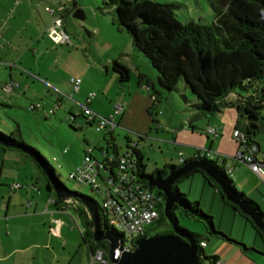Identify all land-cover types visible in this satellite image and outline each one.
<instances>
[{"label": "crops", "instance_id": "1", "mask_svg": "<svg viewBox=\"0 0 264 264\" xmlns=\"http://www.w3.org/2000/svg\"><path fill=\"white\" fill-rule=\"evenodd\" d=\"M73 1L67 0V2ZM57 4V6H54L46 3L42 7L40 0H0V106L11 108L15 106V103L26 104V101H30L34 108L30 109L29 106L28 109L41 108L43 109L42 113H46V106L54 104L58 107L62 102V98L66 97L62 92L67 93L70 89L69 81L64 77L57 79L54 74L56 71L51 70L53 67L48 66L42 72L39 67L34 69L32 64L27 66V63L24 62L29 50H39L40 42H38V38L39 36L41 38L46 37L45 31L52 16L60 14L63 18L67 5L61 1ZM47 6L51 8L49 11L45 9ZM80 12L82 14V11ZM113 20V23H115V19ZM63 23L65 29L68 30L64 18ZM92 24V32L88 35L93 39L100 38L106 42L107 39L111 41L112 36L114 38L117 36L115 34L117 32L113 31L114 26L103 19H100V21L96 19ZM119 31L122 33V30ZM46 39L48 40L47 37ZM86 42L88 43V41ZM86 42L83 43L85 46ZM42 44L45 45V40ZM88 48V50H92L93 46L91 48L90 45ZM132 48L133 50L130 53L114 48V52L111 51L104 59L98 57L95 53L88 57L84 56L91 63L85 60V69L80 73L72 74V76L82 78L80 89L74 91L78 94V100H85L84 103L89 111V108L98 110V113L103 116H109L113 112L114 102H123V112L114 117L116 127L125 128L126 131H129L128 134L137 135L138 140H132V137L127 136V143L130 145L134 143L135 147L142 153L143 158L144 154L139 147L140 144H138L140 141L144 142L146 139L149 142L151 140L164 141L165 143L170 142L177 148L179 162L180 159L195 158L198 150L208 152L209 159L220 163L223 168L226 166L231 168L229 175L233 179L235 187L240 181L239 172L247 171L252 174L253 179L261 181V183L254 182L255 185L251 190V194L244 191L243 193L254 200L264 213L263 181L243 161L234 157L239 147L238 142L232 136L239 119L236 106L227 105L221 111L213 114L192 111L186 114V122L183 121L184 119H181L180 115L173 112L172 103L174 102H167L169 97L156 87L153 79L146 74L145 70L140 68L138 63H134L137 87H133L132 77H130L128 84L122 86L118 84L117 76L113 74V61L115 59L119 60L129 69L130 73V62H132L130 55L133 54L136 58L140 56L139 52L134 50L133 45ZM56 52L61 57L63 54L69 55L71 51L59 50ZM136 58L135 60L138 62L139 59ZM88 74H92L93 79L87 80ZM152 74L154 75V72ZM147 83L151 84L153 91L158 94L155 101L150 95L153 91L150 90L149 92L147 89ZM141 87H144L147 91L149 98L143 94V90L139 89ZM91 88H94L97 93L99 92V95L95 94L94 97L89 98L88 93L92 91ZM228 99V101L235 102L236 95H231ZM37 100L39 101L36 104H32ZM163 100L167 102L171 110H166V104L161 103ZM103 101L106 102L107 107L103 106ZM78 106L80 107L79 113L72 115V119L83 114V112L85 114L84 107ZM94 106H96V109ZM136 107H138L139 113H142L143 110L148 111L150 120L143 118V123L137 121L138 117L133 113V109ZM166 112L168 113L165 115L164 123L166 127H169V133L172 137H169L170 134L167 133V136L162 138L158 134L159 129L164 127V123L160 120L159 115L164 116ZM85 120L89 125L93 124L88 114ZM153 123H156V128L152 127ZM208 127H213L215 132L208 133ZM107 133H109L111 143L116 145L112 132L107 130ZM166 138L171 139L167 141ZM255 140L259 146L257 158L262 163L264 171V139L263 142L261 140L259 142L255 137ZM128 149L129 145L125 151ZM9 151L11 150L0 148V264H73L72 261L75 256H72V258L70 256L76 250L70 236L75 227L78 231L79 228H86V221L89 218L84 214L86 207L80 202H70L72 204H66L65 201L55 203L54 195L49 189L46 188V191H44L40 186L41 178H37L36 173L38 172L33 174L32 168L34 166L31 162L22 158L20 154ZM166 164L170 163L165 161L162 166L157 165L155 168H162ZM27 166L31 167L33 175H27V171L23 169ZM198 174L202 175L201 173ZM201 177L208 187L211 186L214 189L211 191L210 200L216 210L214 212L220 215L222 220L226 219L238 224L244 234L245 232L246 234L250 233L247 228L249 222L229 204L223 202L217 187L207 181L203 175ZM44 183L46 187L47 181H44ZM14 184L19 186L12 187ZM253 194L258 199L252 197ZM210 213L213 214L212 211ZM217 229L229 237L231 236L222 223ZM254 233V239H252L250 246L256 248L255 253L261 259H264V243L258 234ZM79 235L82 239L80 231ZM212 238L213 241L208 245L205 241L204 246L209 247L210 253L205 258H208L212 264L217 259L224 264H264V260L257 259L252 253L243 252L238 244L215 237ZM241 240L243 241V239ZM243 244L249 246L246 243ZM79 245L82 246L80 255L85 261L77 264H88L90 254L88 246L83 239Z\"/></svg>", "mask_w": 264, "mask_h": 264}, {"label": "trees", "instance_id": "2", "mask_svg": "<svg viewBox=\"0 0 264 264\" xmlns=\"http://www.w3.org/2000/svg\"><path fill=\"white\" fill-rule=\"evenodd\" d=\"M207 2L213 11V20L210 23L193 20L183 23L175 13V9L180 6L177 2L104 0V4L114 7L119 29L126 30L132 39L133 47L156 69L157 81L164 94L170 96V93L178 92L186 104L192 102L190 105L192 111L204 114H213L227 105H235L239 115L236 128L245 134L247 141L257 144L255 137L264 131L262 115L264 86L257 85V82L264 77V0H207ZM112 69L117 76L118 84L125 85L129 80V69L117 59L113 61ZM146 86L149 92L153 91L151 84L147 83ZM184 89H188L194 99H188ZM150 95L153 101L158 98L157 92L153 91ZM231 95H236L235 102L228 101ZM107 145L111 146L114 152H118L117 146L112 144L111 140H108ZM0 148L24 151V154L30 157L43 173L45 170L52 172L63 194L57 196L55 192V203L65 201L66 204H72L70 202L84 204L86 207L84 214L89 218L83 233L80 232L82 239L86 242L90 253L102 249L105 257L108 258L109 242L106 239L98 241L93 239L94 219L88 206L89 204L92 207L95 220L102 232H114L106 222L107 212L101 204L89 196L68 190L47 160L35 147L25 144L22 138L16 139L12 133L5 135L0 132ZM132 152L135 157L136 180L161 197V202L158 204V218L147 227L146 232L161 233L159 230L163 225H168V229L162 233L173 232L163 211L164 194L148 185L151 176L155 173L166 175L168 170L192 159H203L226 175L233 190L249 202L264 220V213L258 204L242 191H238L229 173L213 159L196 156L183 159L178 165L170 163L161 169L156 168L153 172L146 173L142 153L136 147L132 148ZM195 173H201L207 181L219 189L216 182L203 170L192 169L173 184V188L186 205L183 208L173 204L171 208L173 218L177 220L175 210L181 209L184 213L201 219L210 236L234 242L243 252L252 253L254 247L246 246L218 230L213 224L212 216L200 208L198 201L188 200L186 194L179 191L177 183L182 178ZM46 188L49 190L51 188L48 180ZM219 194L223 202L238 211L251 224L264 243V234L253 221L235 204L228 201L220 189ZM176 224L180 232L194 238L200 260L207 257L200 245L201 242H205L204 239L197 233L182 228L178 220Z\"/></svg>", "mask_w": 264, "mask_h": 264}, {"label": "rangeland", "instance_id": "3", "mask_svg": "<svg viewBox=\"0 0 264 264\" xmlns=\"http://www.w3.org/2000/svg\"><path fill=\"white\" fill-rule=\"evenodd\" d=\"M45 1V2H44ZM61 1L62 3L67 5V9L64 11L63 18L67 23L66 30L70 36V40L72 41L71 45H58L54 46L50 41L46 39V37L38 38V42H40V48L38 51L29 50L25 56L24 62L28 64H32L33 68L36 69L39 67L43 72L46 70L48 66L53 67L51 70L56 71L54 74L56 75L57 79L61 77L65 78L69 81L70 78H77L79 76H72V74L80 73L85 69L86 62H88L84 56L88 57L95 53L100 58H105L110 54L111 51L114 52V48L117 50H124L127 53H130L132 48V39L130 35L126 32L125 29H122V33L119 31V24L116 21L115 17V9L110 5L104 4V0H74L73 2H67V0H40L42 3V7L46 3H50L54 6H57V2ZM160 3H170V2H177L180 4L179 8L175 9V13L177 18L181 22H187L190 20L198 21L201 23H210L213 20V11L208 4L207 0H156ZM53 6V8H54ZM50 7V6H49ZM82 11V14L76 16V11ZM84 16V17H83ZM103 19L106 22H109L113 27V31L117 36L114 38L112 36V40L109 41L108 39L105 41L101 40L100 38L93 39L88 35V33L92 32V23L94 20ZM115 19V23L114 20ZM114 24V25H113ZM119 29V30H118ZM93 36V35H92ZM82 38V40H81ZM45 40V45L42 44ZM84 41V42H83ZM88 41V43L86 42ZM86 42V46L83 44ZM88 44V46H87ZM43 45V46H42ZM91 45L93 46L92 50H88ZM67 51L70 50L71 52L69 55L63 54L59 57L56 51ZM134 50H136L134 48ZM139 52V51H137ZM84 54V55H83ZM138 58L134 57L131 54L129 57L132 62H130L131 72L129 73V80L126 84L130 82V77L133 82V87H137L136 83V75L134 72V63H138L140 68L146 71V74L153 79L156 87L163 91V89L159 86L157 81V71L152 65L148 62V59L144 57L142 53H140ZM99 58V59H100ZM128 58V57H127ZM136 59H139L136 62ZM90 60V58H88ZM126 59V58H125ZM86 60V62H85ZM91 61V60H90ZM128 61V60H127ZM91 63V62H88ZM133 63V64H132ZM137 65V64H136ZM49 68V69H50ZM154 72V75L152 74ZM49 72V70H48ZM47 73V72H46ZM115 74V73H113ZM44 75V74H42ZM92 74L87 75V80L92 78ZM82 82V78L79 77ZM93 79V78H92ZM97 79V78H96ZM89 82V81H88ZM70 89L67 93L62 92L65 94L66 97L62 98L61 104L57 107L54 104L50 106H46V113H42L41 108L30 110L28 107L31 105L30 101H26V104H17L15 103L14 107L8 108L0 106V132L5 135H9L10 133L13 134V137L16 139L22 138V141L35 147L39 153L44 157L47 162L53 167L55 173L58 175V179L63 183V185L70 191H76L83 195L89 196L99 203L102 201V196L99 195L88 183H84L79 180H74L68 177V174L75 170L77 166L81 163L86 149L89 147H93L92 154L95 157L100 158L99 154V146L101 145L104 148L112 149L111 146H108V140L110 138L109 133H107L106 128H102L99 131L96 130V123L89 125L86 123L85 117L87 116V112L85 114L77 115L75 119H72V115H76L79 113L81 105L86 107L87 105L84 103L85 100H78V94L75 93L72 89V86L69 82ZM82 85V83H81ZM80 85V87H81ZM259 87L264 86V77L257 82ZM109 88V86L105 85ZM107 88V89H108ZM183 88V87H182ZM95 94L99 95L94 88H91ZM143 90V94L148 97L147 91L144 87L139 88ZM188 99H194L188 89H184ZM164 92V91H163ZM166 96L169 97V101L167 102H174L172 103L173 112L177 115H180L184 119L183 121L186 122V114L192 112V102H186L181 97L178 92L170 93V96L167 94ZM39 100L35 101L36 104ZM167 102L164 100L161 102L166 104L167 111L171 110L168 107ZM177 105V106H175ZM103 106H106V102L103 101ZM96 109V106H94ZM91 114L103 116L102 114L98 113V110H93L89 108ZM163 109V108H162ZM165 110V109H164ZM54 113H53V112ZM56 113V114H55ZM133 113L136 117H138L139 122L143 123L142 119L146 118L150 120V116L148 111L143 110L142 113L138 112V107L133 109ZM166 112L163 115H159L160 120L164 123ZM262 115L264 116V109L262 111ZM104 117V116H103ZM107 117V116H105ZM115 122V121H114ZM196 122V120H195ZM116 123V122H115ZM156 123L152 124V127H155ZM156 128V127H155ZM125 128L115 127L113 132L111 133L114 137V142L118 147L119 153H122L127 149V146L130 145L127 143V136L132 137V140H138L137 135L132 133L128 134ZM170 132L169 127H166L164 123V127L159 129V137H166L167 133ZM170 134V133H169ZM169 137H172L171 134ZM257 140L263 142L264 139V131L257 134ZM167 141H170L171 138H166ZM140 149L144 154V164H145V172L151 173L156 168V166H162L163 163L166 161L167 163H171L172 161L174 164L178 165V157L177 156V148L174 147L170 142L164 141H155L146 139V141H140ZM9 152H15V154H20V156L24 159H27L31 162L34 166L33 174L35 172L37 174V178H41L40 186L44 191H46L44 181L50 180L47 178L45 172L40 170L37 164L27 155L24 154V151L17 150V149H9ZM14 154V153H13ZM10 158V157H9ZM15 158V157H14ZM165 159V161H164ZM31 165V166H32ZM248 166V165H247ZM249 168V167H248ZM27 171V175H33L30 166L27 168H23ZM161 169V168H159ZM250 169V168H249ZM245 172V173H244ZM239 172L240 181L236 187L238 191H244L248 194H251V190L254 187V182H260L253 179V175L248 173L247 171ZM40 176V177H39ZM202 175L196 173L189 175L188 177L182 178L178 183L177 187L180 192L186 194V197L190 201H198L200 208L210 214L213 217V224L214 226L218 227L221 223L225 225V229L229 231L230 237L237 241L246 243L247 245H251L252 239H254V229L250 227L251 225L248 223L247 228L250 233L244 234V231L239 228L238 224H234L228 220H222L221 216L218 215L215 208L211 204V191L214 190L211 186L208 187L207 183L201 177ZM259 184V183H258ZM264 185V182H262ZM51 185V184H50ZM53 195L55 194L54 189L51 188L49 190ZM255 199H258L256 195L253 194ZM218 198V195H217ZM229 208V207H226ZM213 212V214L210 213ZM175 215L177 217L179 225L191 232H195L199 235L200 238H203L204 241H207L208 245L210 242L213 241V238L208 233L207 227L205 223L199 219L198 217L188 215L184 213L181 209L175 210ZM214 215V216H213ZM238 216V215H237ZM239 217V216H238ZM241 218V217H239ZM244 218V217H243ZM166 225H163L160 229H163ZM216 227V228H217ZM71 242L75 245V252L71 254L75 256V259L72 261L73 264L82 263L85 261L82 258L81 254V247L79 243L82 241L79 235V231L77 227L75 230L71 232L70 236ZM243 239V241L241 240ZM259 239V238H258ZM209 247L203 248V253L205 256L209 255ZM256 248H254L252 254L253 256L259 259L257 253H255ZM261 259V258H260ZM264 260V259H261ZM202 264H212L208 258H202ZM264 262V261H263ZM85 263V262H84ZM71 264V263H70Z\"/></svg>", "mask_w": 264, "mask_h": 264}, {"label": "built area", "instance_id": "4", "mask_svg": "<svg viewBox=\"0 0 264 264\" xmlns=\"http://www.w3.org/2000/svg\"><path fill=\"white\" fill-rule=\"evenodd\" d=\"M47 11L51 8L45 7ZM46 37L53 45L71 44L70 36L63 25V19L60 14H54L46 28ZM69 82L73 91L80 89L81 79L70 78ZM95 96V92L90 91L88 97ZM30 109L34 105H30ZM124 109V103L116 101L113 104V112L107 116L93 115L84 107L89 115L90 121L96 123V130L106 128L113 132L116 127L114 117L121 114ZM208 133H214L213 127L207 128ZM233 138L238 142L239 147L234 157L243 161L248 167L256 173L264 182V171L262 163L257 158L259 146L246 140L245 134L235 128L232 132ZM135 144L129 145V149L122 153L114 152L113 149L99 148L100 158L92 154L93 148L85 151L84 157L77 168L68 174V177L88 183L96 192L102 196L101 207L106 210L107 224L113 229L118 238V245L114 249V258L119 257L124 252H130L135 248L136 238L142 236L147 227L158 218V204L161 197L156 192L148 189L136 180L135 176V157L132 148ZM196 156L209 157V153L204 150H198ZM182 161V159H180ZM217 163V162H216ZM221 166L220 163H217ZM227 173L231 168H224ZM14 186H19L14 184ZM83 233L84 229L79 228ZM202 247L205 242H201ZM111 260L105 257L102 249H96L88 257V264H110ZM214 264H224L217 259Z\"/></svg>", "mask_w": 264, "mask_h": 264}, {"label": "water", "instance_id": "5", "mask_svg": "<svg viewBox=\"0 0 264 264\" xmlns=\"http://www.w3.org/2000/svg\"><path fill=\"white\" fill-rule=\"evenodd\" d=\"M76 14V16L80 15V10L76 11ZM194 168H200L212 178L225 198L245 213L264 234V220L249 202L233 190L227 176L203 159H192L177 168L168 170L166 175L155 173L148 182L149 186L157 188L164 194L163 211L173 232L138 237L135 240V248L130 252L122 253L119 257L114 258V249L118 245L117 235L111 231L102 232L100 225L95 220L93 209L88 204L94 219L93 239L95 241L106 239L109 242L110 264H202L194 238L178 230L177 220L171 214L173 204L186 207L181 196L173 188V184ZM45 174L57 196H63L62 189L58 186L52 172L45 170Z\"/></svg>", "mask_w": 264, "mask_h": 264}, {"label": "flooded vegetation", "instance_id": "6", "mask_svg": "<svg viewBox=\"0 0 264 264\" xmlns=\"http://www.w3.org/2000/svg\"><path fill=\"white\" fill-rule=\"evenodd\" d=\"M154 175V174H153ZM168 229V225H166L163 229H160L159 231H161V233H162V231H164V230H167ZM157 233V231H154V232H146L145 231V234H144V236L146 237V236H149V235H151V234H153V233ZM151 233V234H150ZM144 236H142V237H144Z\"/></svg>", "mask_w": 264, "mask_h": 264}]
</instances>
